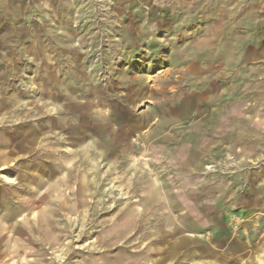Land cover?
I'll use <instances>...</instances> for the list:
<instances>
[{"label": "rangeland", "instance_id": "1", "mask_svg": "<svg viewBox=\"0 0 264 264\" xmlns=\"http://www.w3.org/2000/svg\"><path fill=\"white\" fill-rule=\"evenodd\" d=\"M0 264H264V0H0Z\"/></svg>", "mask_w": 264, "mask_h": 264}, {"label": "bare ground", "instance_id": "2", "mask_svg": "<svg viewBox=\"0 0 264 264\" xmlns=\"http://www.w3.org/2000/svg\"><path fill=\"white\" fill-rule=\"evenodd\" d=\"M159 194V193H158Z\"/></svg>", "mask_w": 264, "mask_h": 264}]
</instances>
